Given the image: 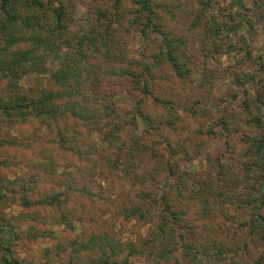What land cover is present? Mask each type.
<instances>
[{
  "label": "rangeland",
  "instance_id": "obj_1",
  "mask_svg": "<svg viewBox=\"0 0 264 264\" xmlns=\"http://www.w3.org/2000/svg\"><path fill=\"white\" fill-rule=\"evenodd\" d=\"M4 3L0 264H264V0Z\"/></svg>",
  "mask_w": 264,
  "mask_h": 264
},
{
  "label": "clouds",
  "instance_id": "obj_2",
  "mask_svg": "<svg viewBox=\"0 0 264 264\" xmlns=\"http://www.w3.org/2000/svg\"><path fill=\"white\" fill-rule=\"evenodd\" d=\"M87 3H91V0H86ZM244 6L248 9H251L253 12L256 11L255 8H253V0H243ZM233 4V0H220V6L224 7V8H228V10L234 14H241L243 12V9L239 6V4H236L235 6L229 7V5ZM55 7H59V4H55ZM258 31L264 35V28H260L258 29ZM241 35H244L246 39H249L248 35H247V31L246 29H241ZM142 47V45L137 44L136 48L140 49ZM242 55V54H241ZM130 58H139L138 57V53L137 52H133L130 49ZM221 60H226L227 57H220ZM143 130V128L141 127V131ZM82 139H84L87 143H95L98 147H106V145H104L101 140H100V136L98 133L93 132L90 136H84L82 137ZM195 170H200L199 168L196 167V165L194 164L192 166ZM206 167V166H205ZM70 171H75V168L70 169ZM103 187L107 188L108 187V183L107 182H103ZM17 212L20 211V209H16ZM109 217H111V213H109L108 216L105 217V219H109ZM111 222H115V226L117 231L123 229L124 231V235H125V239H129V240H133L134 242H138L140 239H142L144 237V235L148 232V228L151 227L150 225H145L143 228H141L140 223L135 220V219H130L128 221H115V218L113 217L110 220Z\"/></svg>",
  "mask_w": 264,
  "mask_h": 264
},
{
  "label": "trees",
  "instance_id": "obj_3",
  "mask_svg": "<svg viewBox=\"0 0 264 264\" xmlns=\"http://www.w3.org/2000/svg\"><path fill=\"white\" fill-rule=\"evenodd\" d=\"M11 0H5V5L7 3L10 4ZM51 15V21H52V25L51 26H54V30H56V28L58 26L61 25V13L58 11V9H54L52 10V12L50 13ZM30 16V14H29ZM23 18H26V16H24ZM4 29V26H0V31H2ZM55 32H59V29L57 28V31ZM64 63V64H63ZM67 60H64L62 63H61V66H59V70L57 71V73L55 74V84L56 85H59V86H65L68 82V79L69 77L67 75H65L66 73H68V68H67ZM176 63H173V66L175 65ZM175 67V66H174ZM176 68V67H175ZM51 94H55L54 92L51 93ZM43 103V101H42ZM42 104L39 105V107H41ZM38 107H35L34 110H37ZM264 139H261V143L259 144L256 140L254 141V145L256 148H258L259 146L261 147H264ZM25 204H27V202L25 201ZM258 218H260V220H264L263 218L257 216ZM91 238H93V240L95 241H99L100 244H102L103 246H105L107 248V253L104 254L105 258H103V261L102 263L103 264H106L107 260L106 258L108 257H113V256H116L117 254H119L121 252V249L120 247L117 245V242L115 241V239L112 237V236H104L103 235H98V236H91ZM87 246H85L86 248ZM126 247H128V249L130 250L131 249V245L128 244ZM124 249V248H123ZM128 253H130V251H128ZM158 254H160L158 252ZM159 257H161V255H158ZM9 264H16L15 262H8Z\"/></svg>",
  "mask_w": 264,
  "mask_h": 264
}]
</instances>
